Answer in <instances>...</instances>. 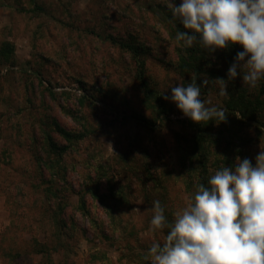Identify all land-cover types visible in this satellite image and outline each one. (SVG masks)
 Listing matches in <instances>:
<instances>
[{
    "label": "rangeland",
    "instance_id": "rangeland-1",
    "mask_svg": "<svg viewBox=\"0 0 264 264\" xmlns=\"http://www.w3.org/2000/svg\"><path fill=\"white\" fill-rule=\"evenodd\" d=\"M37 2L43 10L31 0H0V264H148L151 243L166 235L150 226L153 201L171 220L194 195L188 183L200 175L198 160L213 174L237 157L255 165L264 151V104L262 129H240L229 126L227 112L221 122H194L164 97L180 83L207 79L200 98L226 109L231 93L264 99V79L254 89L239 74L228 80L238 44L215 52L196 44L204 51L199 75L184 68L186 48L175 37L186 29L170 0ZM217 78L227 81V96ZM49 137L66 146L61 160ZM37 165L63 166V232L44 212L51 201L37 188ZM91 186L109 195L110 208L83 192ZM115 199L124 203L112 205Z\"/></svg>",
    "mask_w": 264,
    "mask_h": 264
},
{
    "label": "clouds",
    "instance_id": "clouds-1",
    "mask_svg": "<svg viewBox=\"0 0 264 264\" xmlns=\"http://www.w3.org/2000/svg\"><path fill=\"white\" fill-rule=\"evenodd\" d=\"M173 19L186 31L175 39L182 46L196 44L215 52L240 45L230 65L228 80L238 74L249 89L264 79V0H170ZM219 95L227 96V84L217 78ZM202 85L196 80L171 87V99L192 121H224L226 111L206 106ZM210 103V102H207ZM236 158L232 166L217 169L207 184L194 185L189 202L169 220L160 200L150 209L152 229H167L162 242L153 241L144 257L148 264H264V151L255 157Z\"/></svg>",
    "mask_w": 264,
    "mask_h": 264
},
{
    "label": "trees",
    "instance_id": "trees-1",
    "mask_svg": "<svg viewBox=\"0 0 264 264\" xmlns=\"http://www.w3.org/2000/svg\"><path fill=\"white\" fill-rule=\"evenodd\" d=\"M31 2L34 5V10H43L42 6L37 2V0H31ZM113 41L115 39L111 38ZM116 42V41H115ZM9 45V43H7ZM124 47L128 48H134L131 45L122 44ZM187 55H182L181 60L183 61L184 68H191L192 70H195V74L199 75L198 71L201 70V65L199 63H203L202 59L204 55V51L200 50L195 45L191 48L185 49ZM201 53V56L197 57L196 54ZM197 85H200L198 83ZM264 104V99L257 97L256 101L254 102L251 99H247L246 96L242 93L237 94L234 96L233 93H231L229 99L225 102V111L227 114H229L228 118V124L232 122L233 126L235 128H242L245 125L256 123V125L262 129V126L259 125V122L261 121V107ZM161 111L160 113L167 114L165 111V108L163 107L164 103H161ZM180 110V109H179ZM240 115V116H239ZM167 116V115H166ZM137 122L141 123L142 125L154 129L157 126L156 121H152L146 118H140L135 117ZM231 123L229 124V126ZM230 127V128H233ZM229 130V127H228ZM227 130H225L226 132ZM63 135L67 138H69L72 133L62 130ZM49 151L50 153L54 154L57 157V160H61L62 156L64 155L65 151H67L66 146L58 145L55 141H53L49 137ZM193 157V155H192ZM199 164L202 166L200 168V175L198 176L195 183L189 182V187H193L197 183H204L207 184V180L210 177L211 174L208 173L206 159H200L198 160ZM59 166V167H57ZM63 166L62 165H37V172L39 174L40 181L37 185V188H42L40 191L44 194V196L51 201V205H49L48 210L44 211L46 215H49L50 224L56 228L57 227L60 230V232L63 230V228L67 227V224L65 223V219L62 216L63 208H64V202L63 198L60 197V193L63 190L64 186L61 184V180H63L65 177L61 174ZM37 184V183H36ZM114 185H108V188L110 190L111 197L109 198L106 195L98 194L93 191L92 186L87 188L86 191L83 190V192L92 193L93 195H97L98 198H100L101 202L108 208H110V201H107L109 199H114V192L113 188ZM195 192V188L193 189ZM71 192H74V189H70ZM77 194L80 195V191H76ZM84 195H80V209L83 210L85 213L88 212V209H85V199L83 197ZM102 198V199H101ZM124 203L121 199H115V201H112V205H120ZM112 220H114V216H110ZM63 232V231H62ZM167 232V229H166ZM37 251H44V247L42 249H37Z\"/></svg>",
    "mask_w": 264,
    "mask_h": 264
}]
</instances>
